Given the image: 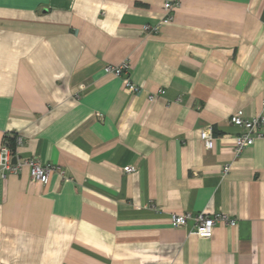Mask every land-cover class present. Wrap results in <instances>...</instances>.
<instances>
[{
  "label": "crops",
  "instance_id": "obj_1",
  "mask_svg": "<svg viewBox=\"0 0 264 264\" xmlns=\"http://www.w3.org/2000/svg\"><path fill=\"white\" fill-rule=\"evenodd\" d=\"M166 1L0 0V145L65 171L0 167V264H264V140L236 155L230 121L264 115V0H181L144 31ZM126 59L138 93L103 70ZM201 211L237 225L172 223Z\"/></svg>",
  "mask_w": 264,
  "mask_h": 264
},
{
  "label": "built area",
  "instance_id": "obj_2",
  "mask_svg": "<svg viewBox=\"0 0 264 264\" xmlns=\"http://www.w3.org/2000/svg\"><path fill=\"white\" fill-rule=\"evenodd\" d=\"M180 5L181 0L166 1L164 3V15L161 21L155 25L145 24L143 26V30L146 32H158L162 25L174 20L175 11L180 7ZM103 70L107 74L123 77L125 80V86L130 92H140V86L134 83L130 78L131 65L128 59L117 65L106 64ZM164 93L165 89L161 88L157 93H151L148 98L149 100H153L156 95H162ZM230 121L242 129V131L236 136V146L234 149L236 155H240L246 147L254 144L257 139L264 140V115L242 117L239 114H233ZM201 138L207 149H212L214 147L215 136L211 126H207L201 131ZM17 141L22 142V138L17 137ZM0 167L2 176H6L8 174H19L27 167L29 169L30 177L34 181L43 185L48 183L49 176L52 172L56 171L62 175L65 174L62 167L50 162L44 163L38 157L25 158L23 160L13 162V151L7 143L0 145ZM229 168L230 165H226L224 173H227ZM124 171L125 173H131L134 171V167L127 165L124 167ZM150 207L155 209L156 205L151 203ZM171 218L175 227L186 226L188 220L190 218L193 219L194 226L190 229V232L195 233L200 237H211L216 225L221 222L231 227L237 225V220L225 212H216L214 214H209L205 211L195 214L190 212H174L172 213Z\"/></svg>",
  "mask_w": 264,
  "mask_h": 264
},
{
  "label": "water",
  "instance_id": "obj_3",
  "mask_svg": "<svg viewBox=\"0 0 264 264\" xmlns=\"http://www.w3.org/2000/svg\"><path fill=\"white\" fill-rule=\"evenodd\" d=\"M16 161V159L15 158H13V162H15Z\"/></svg>",
  "mask_w": 264,
  "mask_h": 264
},
{
  "label": "trees",
  "instance_id": "obj_4",
  "mask_svg": "<svg viewBox=\"0 0 264 264\" xmlns=\"http://www.w3.org/2000/svg\"><path fill=\"white\" fill-rule=\"evenodd\" d=\"M8 144V143H7ZM9 145V144H8ZM10 146V145H9ZM12 148V147H11Z\"/></svg>",
  "mask_w": 264,
  "mask_h": 264
}]
</instances>
